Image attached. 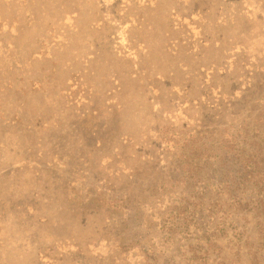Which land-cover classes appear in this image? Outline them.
Instances as JSON below:
<instances>
[{"label": "rangeland", "instance_id": "obj_1", "mask_svg": "<svg viewBox=\"0 0 264 264\" xmlns=\"http://www.w3.org/2000/svg\"><path fill=\"white\" fill-rule=\"evenodd\" d=\"M263 108L264 0H0V264H190ZM237 223L203 264H251Z\"/></svg>", "mask_w": 264, "mask_h": 264}, {"label": "trees", "instance_id": "obj_2", "mask_svg": "<svg viewBox=\"0 0 264 264\" xmlns=\"http://www.w3.org/2000/svg\"><path fill=\"white\" fill-rule=\"evenodd\" d=\"M235 131L226 141L225 148L227 151L225 155L223 157L218 156V159L229 165V171L226 176L219 174L220 180L216 189V197L213 198L214 200L209 199L212 200L210 204H205L204 201L207 200L206 194L209 190L207 186H203L194 194V197L201 203H197L200 210L199 212L194 211L193 215L197 214L200 219L206 221L201 224L209 223V219H203V216H200L206 211L209 212L208 215L211 219L216 214L215 218L220 222L216 223L213 231L206 229L197 237L199 249L189 257L193 261L190 264L206 263L210 250L208 247L205 248V244L206 246L217 247L218 244L211 240V235L226 232L225 225H230L234 233L241 239L243 232L240 230L237 220H241L245 213L252 212L255 215L258 233H262L264 238V108L258 114L253 126L244 125L242 129L236 126ZM216 156L217 154H214L212 157L215 158ZM204 163L206 162H199L197 167L201 168ZM205 214L208 216L207 213ZM192 221L194 220L186 218L183 223L189 227ZM250 246L248 254L251 264H264V241L258 245L253 242ZM185 257L187 258V255ZM165 261L166 264H169L170 259L166 257Z\"/></svg>", "mask_w": 264, "mask_h": 264}]
</instances>
